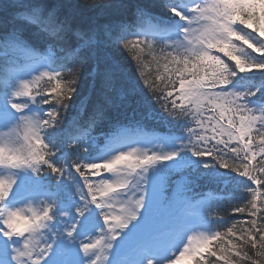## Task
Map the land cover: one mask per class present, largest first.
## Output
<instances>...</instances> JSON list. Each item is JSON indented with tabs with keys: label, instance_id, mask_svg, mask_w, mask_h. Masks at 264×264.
<instances>
[{
	"label": "snow or ice",
	"instance_id": "1",
	"mask_svg": "<svg viewBox=\"0 0 264 264\" xmlns=\"http://www.w3.org/2000/svg\"><path fill=\"white\" fill-rule=\"evenodd\" d=\"M0 264H264V0H0Z\"/></svg>",
	"mask_w": 264,
	"mask_h": 264
},
{
	"label": "trees",
	"instance_id": "2",
	"mask_svg": "<svg viewBox=\"0 0 264 264\" xmlns=\"http://www.w3.org/2000/svg\"><path fill=\"white\" fill-rule=\"evenodd\" d=\"M81 2H83V0H81ZM92 13H89L87 11V9L85 10V16L87 15H91ZM69 118H72V117H75L76 113L74 111H71L69 112ZM82 119H87V113L84 114V116L82 117ZM154 127H156L155 123L154 122H151V121H146L145 122V128L147 129H153ZM205 191H207V189H204ZM226 208H228L229 206L228 205H225ZM226 218L227 219H232V214L230 211H228L226 214H225ZM236 218H240L239 216H237Z\"/></svg>",
	"mask_w": 264,
	"mask_h": 264
}]
</instances>
